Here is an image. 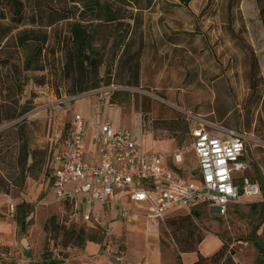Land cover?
<instances>
[{
	"label": "rangeland",
	"instance_id": "1",
	"mask_svg": "<svg viewBox=\"0 0 264 264\" xmlns=\"http://www.w3.org/2000/svg\"><path fill=\"white\" fill-rule=\"evenodd\" d=\"M44 1L54 8L67 3ZM76 1L68 6L83 11L82 23L101 62L96 70L88 69L84 75L79 70L67 73L56 43L68 41L71 22L45 28L42 55L48 61L41 70H22L19 94L11 70L0 63V104L16 105L21 112L18 118L0 123V131H6L0 135L5 152L0 162L4 177L0 182V217L2 212L14 214L23 201L33 209L25 228L15 223L12 248L0 246V264H48L64 256L67 249L80 248L82 239L100 238L85 224L60 214L49 183L53 159L63 149L73 112L83 113L93 98L100 104L88 117L129 130L145 151L152 152L148 146L153 138L171 140L173 154H180L181 161L176 163L170 156L164 161L178 177H198L188 113L245 132L250 137L245 175L259 178L264 167V25L257 0H97L102 11L96 12H91V4H85L92 0ZM108 9L123 19L108 22ZM168 40L179 46H171ZM31 45L18 50L21 61ZM68 45L75 50L71 42ZM11 49L9 45L0 52V61L11 56ZM136 53L139 65L134 75L127 59ZM102 87L116 90L104 99L96 92ZM40 90L45 94H39ZM79 90L91 92V96L70 103L60 101ZM19 129L27 148L22 173L17 163L22 143L17 141ZM9 147L15 149L6 152ZM93 153L89 133L84 160L90 162ZM262 222L263 209L254 210L251 203L240 202L229 207L224 216L202 206L165 217L158 228L165 245L172 241L176 245V254L195 250L200 238L218 231L231 260L207 264H238L237 255L250 249L255 257L251 264H257L254 242L264 250V235H256Z\"/></svg>",
	"mask_w": 264,
	"mask_h": 264
},
{
	"label": "built area",
	"instance_id": "2",
	"mask_svg": "<svg viewBox=\"0 0 264 264\" xmlns=\"http://www.w3.org/2000/svg\"><path fill=\"white\" fill-rule=\"evenodd\" d=\"M115 90L102 87L96 92L105 99ZM39 94L45 92L40 90ZM89 96L91 92L75 93L60 101L70 103ZM187 116L191 120V149L198 170L195 180L165 170L163 157L144 151L138 137L129 130L114 129L108 123L92 125L84 115L73 112L51 176L53 203L58 205L60 214L70 220L91 223L95 217L94 204H99L117 208L125 219L135 213L157 223L172 211L201 205L212 207L223 216L241 195L259 197L260 184L264 186V168L258 180L245 175L250 137L192 114ZM90 126L94 153L91 161L86 162ZM174 160L180 162V154ZM122 197L132 203V210L122 204ZM101 231L108 248L112 228L101 226ZM121 262V255H112L110 264Z\"/></svg>",
	"mask_w": 264,
	"mask_h": 264
},
{
	"label": "trees",
	"instance_id": "3",
	"mask_svg": "<svg viewBox=\"0 0 264 264\" xmlns=\"http://www.w3.org/2000/svg\"><path fill=\"white\" fill-rule=\"evenodd\" d=\"M62 1V0H61ZM66 5L60 8L51 7L48 2L44 0H0V52L4 51L9 45L12 46V54L6 59H1L0 63L2 66H8L11 70V75L13 85L16 88V94L21 92L20 78L23 71L31 70H41L43 67V62L48 61L43 58L42 55L44 46L46 43V31L45 28L55 25L60 22H71L70 26V37L68 41L63 43L62 40H58L56 45L59 46V52L62 51L64 55V66L67 69V73L71 75L76 70L82 72V75L88 69L96 70L101 62L97 59V51L92 48L91 34L86 31L82 21V12L78 13L76 8H71L68 6L69 3H78L76 0H64ZM188 0L185 1V3ZM259 4L258 16L262 24L264 25V0H257ZM86 5L91 4V12H96V9L102 11V6L99 1L92 0L85 2ZM106 15L109 17L108 22L122 20L123 18L118 17L117 11L107 10ZM100 20V19H97ZM84 22V21H83ZM15 33V34H14ZM169 41V40H168ZM69 42L75 46V50L69 47ZM31 45L30 50L25 55L23 61L19 59L16 55L18 50L26 44ZM171 46H179L176 41L168 42ZM178 44V45H177ZM138 53L129 57L130 70L134 71V75L137 74V69L139 65ZM12 60V61H11ZM83 90H79L76 93H82ZM18 107H10L6 103L0 104V123L2 121H12L20 116ZM7 131H11L8 130ZM6 131H0V135ZM21 131L18 130L17 141H21V146L18 155V165L21 167V173L24 171L27 161L26 145L23 143L20 136ZM15 147H9L6 152H10ZM23 149V150H22ZM24 152V153H22ZM5 152L2 151L0 146V162ZM252 180H258L256 176H251ZM4 177L0 173V182H3ZM7 187V186H6ZM260 189L264 195V186L260 184ZM205 205H201L202 207ZM199 207L192 209V211L197 210ZM33 212L32 206L26 202L16 205L15 213L13 214V221L20 226L21 229L25 228L26 220L29 215ZM67 217V215H65ZM95 237H89L88 239H82L80 242L84 244L86 241L94 239ZM203 238H200L198 243L201 242ZM254 245L258 252V257L256 259L257 264H264V250L258 241L254 242ZM188 251H179V253H184ZM261 256V257H260ZM178 264L180 262V257L177 255ZM221 259L226 261L231 260L226 257L224 252V245L222 248L211 257L199 256L198 260L192 264H207L211 262H219ZM48 264H54L50 261Z\"/></svg>",
	"mask_w": 264,
	"mask_h": 264
},
{
	"label": "crops",
	"instance_id": "4",
	"mask_svg": "<svg viewBox=\"0 0 264 264\" xmlns=\"http://www.w3.org/2000/svg\"><path fill=\"white\" fill-rule=\"evenodd\" d=\"M91 101L92 102H90L89 107L85 111L83 110V113H75L84 115L85 118L92 123V125L100 124L94 118L88 117L89 111L100 104L98 99L93 98ZM80 108L82 109V106ZM73 111L75 110L73 109ZM112 128L120 129L115 127ZM91 132L92 127L90 126L88 128V134ZM151 141L152 142L149 143L148 150L150 149V151H152L151 153L161 155L163 157V168L171 171L169 170L168 164L164 161L166 156L174 157L176 155L175 153L173 154L171 140H156L153 138ZM57 156L58 155H55L53 159V162L55 163L54 169L58 164L56 162ZM171 162L172 159L170 160V164ZM263 168L264 167H261L259 170V177L260 171ZM49 183L51 184V179L49 180ZM2 202L4 203L5 201ZM240 202L251 203V207L254 210L263 209V222L257 229L256 235L259 237L264 235L263 193L261 192V195L256 198H247L241 195L238 202L230 205L229 207L239 204ZM122 204L129 210L133 209L132 203L126 197H122ZM197 207H194V209ZM93 210L95 217L91 223H83L80 219L76 221H79L91 230H94L100 238L96 239L95 237L94 239L88 240L80 248L67 249L64 256H57V258L52 260L54 264H110V259L113 254L121 255L122 262L120 264H178L176 258L177 255H179L180 262L182 264H192L198 260L199 256H213L223 246V242L221 237L218 235V231L209 232L205 234L201 242L197 244L195 250L176 254L177 248L173 241L168 243V245L163 243L161 233L158 228L159 222L153 223L147 220L144 216L137 215L135 213H132L129 218L125 219L121 217L117 208L101 206L99 204H94ZM191 210H175L168 213L165 217L182 212L190 213ZM1 214L0 246L10 249L14 245L13 243H15V222L13 221V214L9 211H7V213L2 212ZM101 226H109L112 228L113 236L108 248L101 231ZM144 226L145 230L142 229ZM245 254H248V256ZM254 258V251L250 249L248 253L246 252L237 255L235 259L238 264H251L254 261Z\"/></svg>",
	"mask_w": 264,
	"mask_h": 264
}]
</instances>
